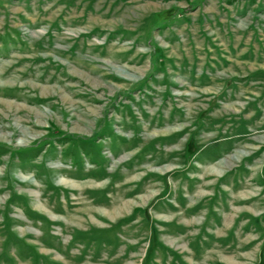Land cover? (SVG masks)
<instances>
[{
  "label": "rangeland",
  "instance_id": "obj_1",
  "mask_svg": "<svg viewBox=\"0 0 264 264\" xmlns=\"http://www.w3.org/2000/svg\"><path fill=\"white\" fill-rule=\"evenodd\" d=\"M0 264H264V0H0Z\"/></svg>",
  "mask_w": 264,
  "mask_h": 264
}]
</instances>
